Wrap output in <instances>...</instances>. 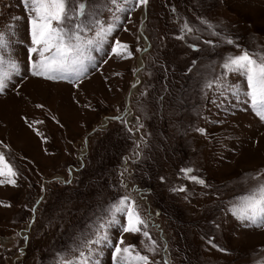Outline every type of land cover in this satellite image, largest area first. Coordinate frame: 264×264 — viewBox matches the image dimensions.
Masks as SVG:
<instances>
[{"label": "rangeland", "instance_id": "rangeland-1", "mask_svg": "<svg viewBox=\"0 0 264 264\" xmlns=\"http://www.w3.org/2000/svg\"><path fill=\"white\" fill-rule=\"evenodd\" d=\"M85 2L105 25L118 15L117 27L84 75L49 80L31 71L26 0H0L3 55L19 66L0 91V154L16 173L14 184L0 177V264L87 255L81 241L124 197L140 231L124 232L118 213L90 264H114L118 245L148 264L264 262V225L230 211L264 184V120L218 87L247 90L223 64L264 55V0H130L119 13L109 0ZM116 41L127 45L119 55Z\"/></svg>", "mask_w": 264, "mask_h": 264}, {"label": "snow or ice", "instance_id": "snow-or-ice-1", "mask_svg": "<svg viewBox=\"0 0 264 264\" xmlns=\"http://www.w3.org/2000/svg\"><path fill=\"white\" fill-rule=\"evenodd\" d=\"M109 2L115 7V12L119 13L125 11L124 5L130 0H123V3L121 0H109ZM138 3L146 4L147 0H138ZM26 7L31 13L29 24L33 46L28 49L31 71L33 75L49 80L79 78L84 75L87 72V63L94 59L91 54L93 49L96 51L101 49L108 36L117 27L116 21L120 19L114 14L113 22L105 25L102 20L96 19L87 11L85 0H26ZM89 16L92 18L81 20L82 17ZM92 28L96 29L94 37L88 38L82 35V33L92 31ZM228 42L232 43V41ZM8 43L5 33L0 32V91L7 87L6 81L11 79L13 73L19 74L17 62L3 55V52L8 49ZM126 49L127 45L116 41L112 52L119 55L122 50ZM32 53H37L39 59L33 60ZM223 68L228 72H236L243 76L246 79L247 90L242 92L238 85L228 83L218 84V87L226 89L236 99H239L242 94L246 97L245 102L251 110L264 120V55L256 57L246 51L239 55H230L225 59ZM220 94L224 95V92ZM182 171L187 174L191 169ZM15 175L12 166L7 163L3 154H0V177H8L7 183L14 184L15 180L12 177ZM191 179L196 180L197 178L191 177ZM4 182L0 179V183ZM198 182L204 183L203 180ZM126 200V197L121 198L106 210L112 219L108 224L98 220L94 240L83 239L81 241L88 248L87 255L84 251H80L78 257L71 260L61 258L57 264H90L96 252V249L90 245H100L108 241L107 232L102 230L110 224L118 223L116 219L118 213L126 212L127 214V225L123 228L124 232H139V225H142L144 221L133 207H125ZM230 211L237 219L248 221L250 225H264V184L236 197ZM144 235L148 236V233L145 232ZM120 244H123V241ZM112 256L114 264L117 262L118 264H148L149 259L146 255L134 251L132 245L116 246ZM95 264H98V261Z\"/></svg>", "mask_w": 264, "mask_h": 264}]
</instances>
